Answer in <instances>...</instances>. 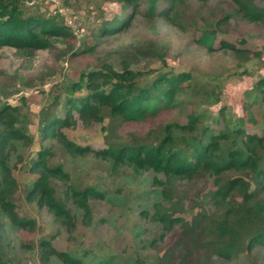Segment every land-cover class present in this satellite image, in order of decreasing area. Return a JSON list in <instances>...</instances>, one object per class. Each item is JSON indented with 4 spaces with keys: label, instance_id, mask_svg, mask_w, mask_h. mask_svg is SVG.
<instances>
[{
    "label": "rangeland",
    "instance_id": "obj_1",
    "mask_svg": "<svg viewBox=\"0 0 264 264\" xmlns=\"http://www.w3.org/2000/svg\"><path fill=\"white\" fill-rule=\"evenodd\" d=\"M255 2L264 7V0ZM144 3L142 0L140 13L133 14L126 0L22 1L26 16L53 19L68 27L73 37H55L45 50L0 49V112L9 110L6 125L0 123V136L7 132V123L13 118L14 127L26 137L14 140L10 153L9 165L18 184L12 202L19 217L34 223L30 228L17 229L0 208V252L6 264H69L44 250L42 244L46 242L57 253L85 264L105 259L116 264H159V258L178 241L180 227L175 225L165 232L164 226L153 219L157 203L163 211L187 221L204 210L215 211L210 200L215 187L209 177L168 180L152 170L125 166L114 169L92 154H69L56 139L42 140L41 127L46 118L64 117L66 102L87 95L86 81L83 90L74 89L82 75L107 64L117 72L126 66L138 72L143 84L164 73H186L201 90V97L190 93L183 96L179 99L185 102L183 105L163 112L154 121L116 129L113 138L118 142L127 141L130 134L144 136L162 123L185 124L187 110L192 107L189 102L198 106L205 123L216 131L224 127L214 125L219 117L222 123L226 118L232 125L245 120L249 133L264 130V26L238 15L224 22L227 14H234L231 0L187 1L177 10L180 26L160 16L146 18ZM129 16L127 29L102 34L105 26ZM224 42L248 47L260 56L239 60L222 47ZM140 48L153 52L138 55ZM203 91L209 94L207 98ZM251 118L257 124L250 122ZM75 120L76 125L62 130L70 141L95 150L106 148L100 124L83 123L77 114ZM45 148L53 152L49 166H61L67 176L52 179L51 186L54 197L65 203L76 220L72 230L63 226L47 206L26 198L38 178L30 165ZM158 180L169 184L160 186ZM69 187L79 191L93 188L105 196L89 202L92 213L87 220L67 198ZM167 188L171 203L163 198V189ZM208 264H264V249L232 260L213 259Z\"/></svg>",
    "mask_w": 264,
    "mask_h": 264
},
{
    "label": "trees",
    "instance_id": "obj_2",
    "mask_svg": "<svg viewBox=\"0 0 264 264\" xmlns=\"http://www.w3.org/2000/svg\"><path fill=\"white\" fill-rule=\"evenodd\" d=\"M22 1L0 0V49L45 50L52 46L55 37H73L68 27L53 19L26 16ZM187 1L193 0H144L143 14L148 19L160 16L180 26L177 10ZM231 1L235 6L234 14H227L224 22L238 15L264 26V7L255 0ZM126 2L133 14L140 13L142 0ZM166 5V9L162 10ZM130 18L118 19L114 25L105 26L102 34L106 36L127 29ZM222 47L239 60L260 56L259 52L253 53L248 47L227 42L222 43ZM151 51V48H140L137 54L146 56ZM140 77L138 72L127 66L122 72H117L108 64L86 76L82 75L74 89L83 90L86 81L87 95L66 102L64 117H47L41 127L42 140L56 139L69 154L81 157L92 154L112 164L114 169L125 166L152 170L168 180H192L201 175L211 178L215 187L210 196L215 208L212 213L204 210L192 221H187L173 217L168 211H163L161 204H156L153 219L164 226L165 232H170L175 225L180 227L178 241L159 258V264H208L213 259L232 260L243 254L250 255L255 249H264V130L260 134L249 133L245 120L232 125L222 118L223 124L219 117L214 125L222 124L224 127L216 131L215 127L205 123L198 106L189 102L192 107L187 110L185 124L162 123L144 136L130 134L127 141H115L113 135L116 129L126 124L154 121L163 112L178 109L185 103L179 99L189 93L193 97L202 96L201 90L191 83L186 73H164L144 84L139 82ZM203 94L206 98L209 95L204 91ZM5 110L0 112V123L6 125L9 110ZM75 114L83 123L94 122L102 126L106 148L95 150L79 146L66 137L62 130L76 125ZM14 121L13 118L9 120L7 132L0 136V208L17 229H23L30 228L34 223L19 217L12 202L18 184L9 165L10 153L14 140L26 138L22 130L14 127ZM249 121L257 124L253 118ZM51 157L52 150L45 148L40 151L38 159L31 163L30 171L38 178L27 191L26 198L47 206L63 226L72 230L77 226L76 220L65 203L54 197L51 186L52 179L60 180L67 176L61 166H49ZM157 183L163 187L169 184L159 180ZM163 190V198L171 203L168 188ZM67 196L84 212L86 220L92 213L89 202L105 197L93 188L79 191L74 187L68 188ZM42 245L44 250L57 254L69 264H85L81 259L75 260L50 249L47 242ZM0 264H6L1 252ZM92 264L116 263L112 259H105Z\"/></svg>",
    "mask_w": 264,
    "mask_h": 264
}]
</instances>
